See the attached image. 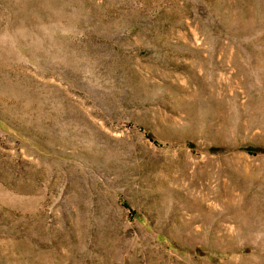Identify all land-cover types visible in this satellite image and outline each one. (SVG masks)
Here are the masks:
<instances>
[{"label":"rangeland","instance_id":"obj_1","mask_svg":"<svg viewBox=\"0 0 264 264\" xmlns=\"http://www.w3.org/2000/svg\"><path fill=\"white\" fill-rule=\"evenodd\" d=\"M0 264H264V0H0Z\"/></svg>","mask_w":264,"mask_h":264}]
</instances>
